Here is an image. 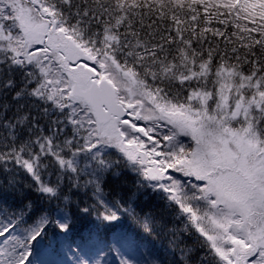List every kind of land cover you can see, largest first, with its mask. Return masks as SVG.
<instances>
[{"label":"snow or ice","instance_id":"1","mask_svg":"<svg viewBox=\"0 0 264 264\" xmlns=\"http://www.w3.org/2000/svg\"><path fill=\"white\" fill-rule=\"evenodd\" d=\"M65 182L75 218L151 235L147 188L182 225L105 264H264V0H0V264H61Z\"/></svg>","mask_w":264,"mask_h":264},{"label":"trees","instance_id":"2","mask_svg":"<svg viewBox=\"0 0 264 264\" xmlns=\"http://www.w3.org/2000/svg\"><path fill=\"white\" fill-rule=\"evenodd\" d=\"M55 179V177H53ZM136 178L129 174L121 178L120 187L124 192L135 191L133 181ZM23 184V181H21ZM111 187V185H110ZM108 189H106L107 191ZM23 194L30 196L33 200H36L35 195L28 189H23ZM64 194L69 197L68 208L74 215L76 213L77 202L90 203V193L85 195L83 192H77L71 189L67 182L64 185ZM162 193H154L151 189H141L139 193V199L137 200L138 212H151L159 222L163 220V226L158 222L154 226V231L151 235H146L142 232L140 225L134 223L129 219H125L113 228H106L102 224H98L90 217L87 219H74V228L69 239L66 241L62 234L57 233L53 229H49L47 238L43 241V245L46 249V255L42 259L48 261H59L61 264H77V257L81 260H97L100 259L101 264H105L106 261H111L113 255L108 252L106 241L109 238L123 237L125 243L135 246L140 245V251L147 253L151 250L154 253L162 252L167 246L169 235L166 228L171 225L182 227L179 220L175 218L173 212L166 210L163 205ZM9 203H12L13 196H9ZM38 207H49L46 203L37 201ZM57 204L51 205V209H56ZM59 208L65 209V203L59 202ZM185 238H187L185 236ZM71 244V251L68 245ZM79 246V247H77Z\"/></svg>","mask_w":264,"mask_h":264}]
</instances>
